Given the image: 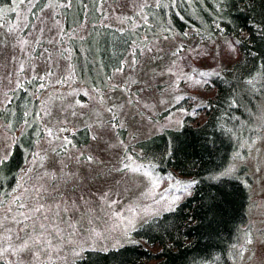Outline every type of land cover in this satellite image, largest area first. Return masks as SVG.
<instances>
[{"label": "rangeland", "instance_id": "374dc122", "mask_svg": "<svg viewBox=\"0 0 264 264\" xmlns=\"http://www.w3.org/2000/svg\"><path fill=\"white\" fill-rule=\"evenodd\" d=\"M161 1L100 5L96 26L140 36L105 80L92 55V24L65 31L66 4L48 3L34 12L33 2L12 0L0 9V112L21 91L35 102L14 130L0 115V164L23 132L32 125L38 129L12 188L0 194L4 264H76L86 250L134 242L135 228L190 192L188 178L160 176L141 162L136 144L180 128L186 116L202 120V106L215 94L209 78L239 61L241 53L235 39L222 34L136 31L147 22V7ZM69 13L75 23V12ZM83 129L85 144L77 142ZM255 131V140L240 146L222 174L238 176L250 199L231 264H264L262 106Z\"/></svg>", "mask_w": 264, "mask_h": 264}, {"label": "trees", "instance_id": "16d2710c", "mask_svg": "<svg viewBox=\"0 0 264 264\" xmlns=\"http://www.w3.org/2000/svg\"><path fill=\"white\" fill-rule=\"evenodd\" d=\"M11 1L0 0V9ZM25 1L33 2L34 12L48 3L66 4L61 9L65 31L85 21L92 24V55L103 80L121 67L132 44L140 39L137 32L96 26L104 0ZM145 15L147 22L136 30L141 34L193 29L207 38L231 36L241 58L209 78L215 94L204 102L202 120L186 116L180 128L165 129L136 144L141 162L160 176L175 173L188 178L190 192L171 209L135 228L130 233L134 242L106 251L86 250L76 264H231L247 223L250 199L238 176L222 174L240 146L255 140L256 121L264 107V0H162L147 7ZM34 103L19 92L9 109L0 112L2 120L16 129ZM37 130L32 125L23 132L8 159L1 161L0 194L12 188L24 164V151L31 150L38 137ZM77 138L85 144L87 130H80Z\"/></svg>", "mask_w": 264, "mask_h": 264}, {"label": "snow or ice", "instance_id": "6c2138e0", "mask_svg": "<svg viewBox=\"0 0 264 264\" xmlns=\"http://www.w3.org/2000/svg\"><path fill=\"white\" fill-rule=\"evenodd\" d=\"M37 211H39V209H37ZM249 242H251V241H249ZM25 247H27V245H25ZM6 251V250H5Z\"/></svg>", "mask_w": 264, "mask_h": 264}]
</instances>
